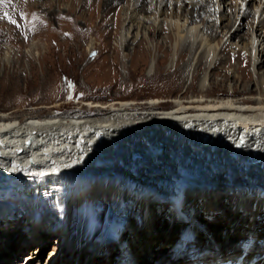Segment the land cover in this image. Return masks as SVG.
I'll use <instances>...</instances> for the list:
<instances>
[{
    "label": "bare ground",
    "instance_id": "bare-ground-1",
    "mask_svg": "<svg viewBox=\"0 0 264 264\" xmlns=\"http://www.w3.org/2000/svg\"><path fill=\"white\" fill-rule=\"evenodd\" d=\"M121 1L127 3L123 19L132 26L124 47L133 44L134 63L151 50L147 31L166 33L177 54L169 85L187 80L195 56L196 69L204 66L224 20L235 33L241 18L251 17L260 33L255 37L251 26L250 41L232 51L225 39L222 54L206 65L236 60V84L190 83L170 99H86V110L67 115L20 119L0 111V264L19 258L12 264H31L56 236L61 249L48 252L49 264H191L240 255L242 241L254 242L255 264H264V0H233L230 9L222 8L225 0H3L0 27L14 20L26 35H37L57 22L77 30L78 20L99 18L104 29ZM197 19L204 20L199 31ZM14 36L10 27L0 29L6 45ZM191 172L201 174L199 187L183 185ZM99 198L113 207L111 220L115 206L138 215L124 224L111 221L105 236L91 243L82 237H90L94 224H72V214ZM202 221L223 223L224 234H210ZM185 231L192 235L186 245Z\"/></svg>",
    "mask_w": 264,
    "mask_h": 264
},
{
    "label": "rangeland",
    "instance_id": "rangeland-1",
    "mask_svg": "<svg viewBox=\"0 0 264 264\" xmlns=\"http://www.w3.org/2000/svg\"><path fill=\"white\" fill-rule=\"evenodd\" d=\"M225 2L222 8L229 7L230 9V6L232 7L234 4L233 0H225ZM247 4L248 2L245 3V6ZM126 7L127 3L121 1L117 5V17L107 19L104 29L99 26L101 22L99 18L78 20L76 22L77 30L65 25L64 22H57L59 24L56 23V27H46L37 35H26L27 32L21 31L17 25L3 24L0 29L6 31V28L10 27L15 36L7 45L5 39H0V111L12 110L13 114L20 119L31 114L42 116L50 112H54L56 115H67L75 111L86 110L85 106L81 104L86 99L99 103L121 99L138 101L149 97L170 99L178 96L190 83L195 86L202 81L209 84L213 79L221 82V87H226L228 82L231 84L239 83V80L235 79V75L239 74V71H235L239 70L236 60H231L228 63L221 62L217 64L216 68L206 65L210 58L213 62L215 57L222 54L220 47L225 39L224 45L229 51L241 47L242 41H250L251 26H253L251 17L241 18V25L235 33H232L233 28H229V25L225 26L226 20H224L218 26L217 34L213 36L211 41L214 44L211 49L212 54L209 53L207 55L210 57L206 55L203 58L204 60L207 59L206 62L204 61V66L200 70L196 69L195 56L191 64L187 66L189 71L187 80L181 85H175L171 82L170 85L173 86L174 90L168 92L167 88L170 85L167 78L174 71L177 54L172 47L170 49V42L166 41L165 32L158 31L151 35L145 29L152 45L151 50L147 54H143L139 64L134 63L132 60L133 44L124 47V35L127 32L131 35L132 30V26L129 27L130 24H128L127 19H123L121 14ZM249 11L252 12L251 9ZM153 17L151 15L150 19ZM161 23L163 22L161 21ZM203 23L204 20L197 19V31ZM194 33L195 31L193 35ZM200 33L209 37L208 32L200 30ZM259 33L260 30L254 25V36L256 37ZM219 39L222 41L220 42ZM258 39L259 41L262 40V35ZM159 43H162L163 47L157 49L156 45ZM235 43L237 46H232ZM164 47L169 50L164 51ZM246 52L248 53V51ZM153 60L156 61V64L150 68V61ZM247 67L252 71L251 65ZM193 73H197V79L192 78ZM253 79L254 76L247 81L249 86H253ZM189 93H191L190 90L183 96L189 95ZM164 105L168 107L171 103ZM126 185L130 186V181ZM55 201L52 200L48 204L51 206V210H56L60 216V205ZM11 204L7 203L6 205ZM83 210L75 209L73 211L72 224H94L95 229L89 238L83 235L77 236L78 240L83 236L82 240L87 239L91 243L105 236V231H107L111 221L119 219L118 221L124 224L127 221H134L138 215L136 210L115 206L114 210L117 211V214L111 220L110 214H112L113 207L108 201L101 198L93 200L90 205L84 204ZM183 210L186 211L185 213L189 211L188 208H183ZM202 222L210 234L218 235L220 232H222L221 235L224 234L225 230L221 225L223 223L216 222L215 226L207 224L208 222ZM56 237H52L44 244L42 251L31 264H49L47 261L48 252L59 253L61 249L57 245L60 242ZM174 244L172 243V246ZM30 247L33 248L34 245ZM171 248L163 256L168 257L172 251ZM28 253L29 250L26 249L20 252V255L24 256ZM18 260L21 258L12 259L10 263H1L12 264Z\"/></svg>",
    "mask_w": 264,
    "mask_h": 264
},
{
    "label": "water",
    "instance_id": "water-1",
    "mask_svg": "<svg viewBox=\"0 0 264 264\" xmlns=\"http://www.w3.org/2000/svg\"><path fill=\"white\" fill-rule=\"evenodd\" d=\"M134 155H136V153H133V156ZM201 183H203V179L201 178V174H198V172H191L187 174L183 180V185L186 188L199 187Z\"/></svg>",
    "mask_w": 264,
    "mask_h": 264
},
{
    "label": "snow or ice",
    "instance_id": "snow-or-ice-1",
    "mask_svg": "<svg viewBox=\"0 0 264 264\" xmlns=\"http://www.w3.org/2000/svg\"><path fill=\"white\" fill-rule=\"evenodd\" d=\"M0 2H3V0H0ZM5 15H7V14H5ZM10 22L13 23V24L16 23V21H14V20H10Z\"/></svg>",
    "mask_w": 264,
    "mask_h": 264
}]
</instances>
